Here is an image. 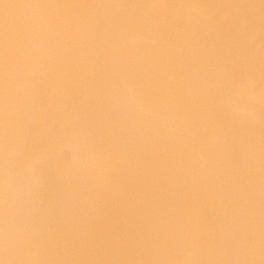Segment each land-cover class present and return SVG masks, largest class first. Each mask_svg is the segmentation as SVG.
Returning a JSON list of instances; mask_svg holds the SVG:
<instances>
[{"label": "snow or ice", "instance_id": "obj_1", "mask_svg": "<svg viewBox=\"0 0 264 264\" xmlns=\"http://www.w3.org/2000/svg\"><path fill=\"white\" fill-rule=\"evenodd\" d=\"M0 264H264V0H0Z\"/></svg>", "mask_w": 264, "mask_h": 264}]
</instances>
